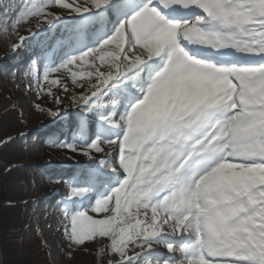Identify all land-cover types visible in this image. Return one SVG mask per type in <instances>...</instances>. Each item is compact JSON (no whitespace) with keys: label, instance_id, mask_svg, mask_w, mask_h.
Listing matches in <instances>:
<instances>
[{"label":"snow or ice","instance_id":"obj_1","mask_svg":"<svg viewBox=\"0 0 264 264\" xmlns=\"http://www.w3.org/2000/svg\"><path fill=\"white\" fill-rule=\"evenodd\" d=\"M22 25L53 34L37 84L79 89L53 142L91 162L53 177L69 255L264 264V0H23L0 14L13 51Z\"/></svg>","mask_w":264,"mask_h":264},{"label":"trees","instance_id":"obj_2","mask_svg":"<svg viewBox=\"0 0 264 264\" xmlns=\"http://www.w3.org/2000/svg\"><path fill=\"white\" fill-rule=\"evenodd\" d=\"M22 2L0 0V14L7 12L9 17L15 15V9ZM21 30L27 31V28L22 25L19 32ZM29 35L27 31L24 35L26 39L13 51L10 45L19 43L17 36L0 34V61L9 60L8 64H0V77L11 82L18 92L24 91L21 83L24 79L33 77L37 81L36 74L28 72V69L50 43L48 37L38 41L29 39ZM34 109L48 120L57 116L54 109L39 105ZM32 129L12 97L0 91V142L9 137L15 138L10 143L0 144V245L3 264H53L47 255L36 217L41 210L61 209L60 202L65 196L58 200H46L40 194L37 178L45 174L50 161L48 149L56 146L53 142L59 141L64 129L61 125H53L52 131L44 134L32 132ZM21 133L25 135L21 137ZM9 168L11 171H8ZM102 258L98 251L95 262L101 264Z\"/></svg>","mask_w":264,"mask_h":264},{"label":"rangeland","instance_id":"obj_3","mask_svg":"<svg viewBox=\"0 0 264 264\" xmlns=\"http://www.w3.org/2000/svg\"><path fill=\"white\" fill-rule=\"evenodd\" d=\"M26 28L27 26L24 25ZM37 29L33 25V32H37ZM21 36L27 34V31L21 30L19 32ZM49 36L53 34L49 33ZM9 60L5 58L0 61L1 65L8 64ZM59 77L61 80L60 86H53L43 81L42 71L40 83L37 84L36 79L28 77L21 83L24 87L23 92L15 91V87L6 78L0 77V91L9 94L15 104L22 110L26 120L31 125L32 132L38 134H44L45 132L52 131L53 125H61L63 127V133L59 142L69 140L71 132L69 131V121L75 116L78 111L72 104V96L74 92H78L79 89H73L70 81L68 82L69 91L66 93L63 90V85L66 82L64 76L61 73H53L49 79ZM31 84V88H29ZM49 90L51 95L49 94ZM59 96L60 103L55 102V97ZM36 105L44 106L50 109H54L57 116L54 120H48L44 115H41L34 109ZM69 114H72L71 116ZM65 115L66 117L59 119ZM60 121H59V120ZM48 126V129L42 130L43 126ZM40 143V141H38ZM48 158L50 159L45 174L37 178V183L41 187L40 194L43 195L46 200H58L63 196H66L67 186L61 183H55L53 177L64 176L66 177L70 173H78L81 170L87 169L90 165L88 157L79 153H72L68 149L55 146L48 149ZM47 173V175H46ZM91 215H96L90 213ZM99 218V217H97ZM36 222L39 227L40 234L44 237L46 244V252L49 258H51L53 264H73L77 260V256L80 254L79 250H73L69 255V249L67 247V241L63 236V224L66 221L62 220L61 210L58 207L44 212L40 211V214L36 217ZM32 227V225H31ZM98 247L90 246L88 250H84V257L86 264H97L96 254ZM0 264H3L2 249L0 251ZM101 264H104V258L101 259Z\"/></svg>","mask_w":264,"mask_h":264},{"label":"bare ground","instance_id":"obj_4","mask_svg":"<svg viewBox=\"0 0 264 264\" xmlns=\"http://www.w3.org/2000/svg\"><path fill=\"white\" fill-rule=\"evenodd\" d=\"M89 249V248H88ZM80 254L77 256V260L73 264H86V259L83 256L84 255V250H79Z\"/></svg>","mask_w":264,"mask_h":264},{"label":"water","instance_id":"obj_5","mask_svg":"<svg viewBox=\"0 0 264 264\" xmlns=\"http://www.w3.org/2000/svg\"><path fill=\"white\" fill-rule=\"evenodd\" d=\"M62 116H64V115H62ZM61 118H62V117H61ZM61 118H59V119H61ZM59 119H58V120H59ZM47 127H48V126L46 125V126H43L41 129H42V130H44V129H48Z\"/></svg>","mask_w":264,"mask_h":264},{"label":"built area","instance_id":"obj_6","mask_svg":"<svg viewBox=\"0 0 264 264\" xmlns=\"http://www.w3.org/2000/svg\"><path fill=\"white\" fill-rule=\"evenodd\" d=\"M0 251H1V245H0Z\"/></svg>","mask_w":264,"mask_h":264}]
</instances>
